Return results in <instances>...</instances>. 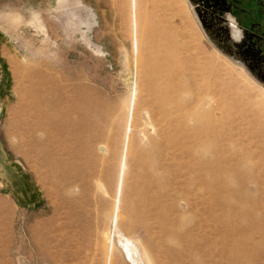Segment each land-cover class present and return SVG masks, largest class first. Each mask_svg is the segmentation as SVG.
Masks as SVG:
<instances>
[{"label": "rangeland", "instance_id": "rangeland-1", "mask_svg": "<svg viewBox=\"0 0 264 264\" xmlns=\"http://www.w3.org/2000/svg\"><path fill=\"white\" fill-rule=\"evenodd\" d=\"M225 1L234 56L188 0H0V264H264V0Z\"/></svg>", "mask_w": 264, "mask_h": 264}, {"label": "flooded vegetation", "instance_id": "flooded-vegetation-1", "mask_svg": "<svg viewBox=\"0 0 264 264\" xmlns=\"http://www.w3.org/2000/svg\"><path fill=\"white\" fill-rule=\"evenodd\" d=\"M191 4L196 5L195 11L197 13L198 20L201 25L206 28L205 32L210 36L214 45L224 50L229 51L231 55H235L234 45H236L237 41L243 38L244 29L240 27L234 17L230 15L229 12L223 17L225 20V27L220 30V28L213 26L208 18L204 15V11H209L212 14H217V9H226L227 4L225 0H201V4L197 2V0H188ZM209 27V28H208ZM211 28H215L211 30ZM237 53V52H236ZM237 53L238 58L243 59L246 65L254 74H258L264 78V73L260 69H256L254 61L251 58H247V55H241ZM247 58V59H246ZM252 73V74H253Z\"/></svg>", "mask_w": 264, "mask_h": 264}, {"label": "bare ground", "instance_id": "bare-ground-1", "mask_svg": "<svg viewBox=\"0 0 264 264\" xmlns=\"http://www.w3.org/2000/svg\"><path fill=\"white\" fill-rule=\"evenodd\" d=\"M221 161H222V162H227L228 159H227L226 157H224V158L221 159ZM219 171H220V172H223L224 169H220ZM125 249H126V253H127L128 257H131L130 255H131L132 253H134V249L132 248V246H131V245H127V246H125ZM134 254H135V253H134Z\"/></svg>", "mask_w": 264, "mask_h": 264}]
</instances>
